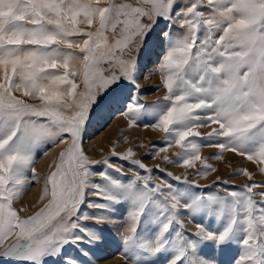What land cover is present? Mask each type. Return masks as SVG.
I'll list each match as a JSON object with an SVG mask.
<instances>
[{
    "label": "snow or ice",
    "instance_id": "6c2138e0",
    "mask_svg": "<svg viewBox=\"0 0 264 264\" xmlns=\"http://www.w3.org/2000/svg\"><path fill=\"white\" fill-rule=\"evenodd\" d=\"M94 15L99 27H76L85 22L91 28ZM161 20L181 30L176 36L159 33L166 47L158 71L168 106L153 126L165 134L166 144L180 149L178 160L166 155L163 159L189 169L199 161L197 175L215 171L200 155L201 144L192 139L201 137L200 128L215 125L202 137L208 146L245 157L264 175V0H186L182 5L177 0H110L104 8L98 0H0V262L44 264L49 257L61 256L66 245L106 242L102 233L81 225L88 219L108 222L104 215L80 213L90 195L105 203L89 201V208L128 202L127 227L120 235L122 253L131 264H142L165 250L172 253L167 264H264V191H254L264 188V181L253 180V173H233L248 178L239 189L219 188L215 181L201 186L190 183L187 175L182 179L166 174L199 189L188 191L164 180L153 184L154 169L137 159L130 164L143 174L133 171L136 174L122 183L93 168L102 164L123 175L110 158L128 160L134 155L131 148L119 154L113 150L101 160L90 159L83 150L84 129L94 106L114 96L121 80L134 82L136 58L128 53L134 46L136 52L146 47V37ZM73 39L83 40L78 53L71 51ZM56 40L69 47L59 49ZM77 76L82 77L79 85ZM14 92H21L22 98ZM33 99L40 103H28ZM144 111V105L133 100L120 115L131 127ZM46 142L65 145L46 178L45 195L50 185V199L34 215L21 219L13 199L25 183V169L34 164V150ZM93 176L105 183L93 182ZM213 187L217 190L205 191ZM257 195L260 200L254 199ZM150 209L158 211L159 229L144 239L138 228ZM199 216L223 220L224 226L210 230L194 222ZM191 224L194 231L187 230ZM207 242L215 245V256L200 254V245ZM232 244L239 247L235 256ZM80 255L85 264H95L89 252L81 249ZM63 264L82 262L66 255Z\"/></svg>",
    "mask_w": 264,
    "mask_h": 264
},
{
    "label": "rangeland",
    "instance_id": "374dc122",
    "mask_svg": "<svg viewBox=\"0 0 264 264\" xmlns=\"http://www.w3.org/2000/svg\"><path fill=\"white\" fill-rule=\"evenodd\" d=\"M100 8L109 6L110 0H98ZM179 4L186 3V0H177ZM91 28L87 23L81 22L76 27L81 31H93L99 27V17L94 15ZM68 27H71L69 24ZM168 31L176 36L180 33L179 25H171L169 27L167 21H158L154 26V31L146 37L148 41L147 46H142L136 52L135 46L131 52L128 53L133 58H136V64L133 74L134 82L121 80L118 92L105 100L99 106H94V111L91 113L90 120L84 129L85 135L83 136V150L85 154L92 160H101L109 157L111 152L124 153L129 148L132 149L134 155L128 160H120L118 157H111L110 163L114 167H120L123 175L115 171L114 168L106 167L99 164L93 168L94 172L105 171L113 179L119 180L122 183H127L136 173L143 174V170L137 169L134 165L130 164L131 160H142L146 168L154 169L150 173L151 181L153 184H160L164 180L166 183L178 189H185L188 191H199L189 185H184L182 182L172 179L167 176L171 173L172 176L187 175L192 184H199L206 186L212 184L214 181L218 183L216 187L219 188H242L248 184V178L243 174L234 175L238 170H247L253 173V180L256 182L264 181V175L259 174L257 165L248 162L245 157L236 155L230 151L220 152L216 147L208 146L207 141L202 139L208 132L211 131L215 125H209L199 129L201 137L192 138L195 142L201 144L200 155L207 157V164L211 165L215 171L206 172L203 175H197V170L201 169V163L195 162L194 168H186L182 163H168L163 159L166 155L169 160L176 161L178 157L176 153L180 149L174 144H166L164 142L165 134L153 125L158 122V113L162 112L168 105L163 101L162 97L165 90L160 86L161 75L158 71V63L164 53L166 44L159 37L161 31ZM110 36V32L106 33ZM56 47L59 49H67L69 45L63 40L54 41ZM82 39H73L71 51L73 53L79 52L77 45H82ZM77 67L82 68L79 61H75ZM58 71L63 72L64 68L58 66ZM2 75V71H0ZM76 83H81L82 77H74ZM139 85V89L136 88ZM115 87V85H113ZM17 97H21V92L13 93ZM135 100L136 103L144 105V114L138 120L137 124L129 127L127 120L120 113L124 112L129 102ZM30 104H38V100H28ZM156 146V147H154ZM166 148V151L159 149ZM65 149L64 144L59 146L53 145L51 142L41 143L33 153L34 164L25 169L22 179L25 181L21 185L19 194L13 199V208L17 211L21 219H27L29 216L34 215L37 211L44 207L50 199V185H47L48 193L45 195L46 178L55 170V164L58 161V156L61 151ZM150 153L149 155H145ZM219 157L214 158V157ZM32 169H35L33 175ZM93 182L104 184L99 176L92 177ZM227 182L226 185L219 184ZM216 187L206 189L205 191H216ZM89 191H93L89 189ZM115 191V190H114ZM255 192L264 191V188H256ZM117 194H119L117 192ZM225 193L222 191L221 195ZM254 199L260 200L259 195ZM105 203L95 196H86L85 203L81 205L80 213L87 212L91 216L104 215L108 218V222L97 223L91 219L81 221V225L88 229H95L98 233H102L106 242L102 244H88L79 242V246L75 247L71 244L66 245L61 256L55 259L49 257L44 261V264H63V256L71 255L85 264L86 258L80 255V250L89 252L95 264H131L130 260H126L122 253L121 232L127 227L124 223L126 214L129 211V204L126 200L119 203H109L108 209H95L89 208L88 203ZM186 216L187 213L182 212ZM158 211L150 209L141 218L140 226L138 228V235L144 239H151L159 229V224L156 222ZM181 219L187 223V218L181 216ZM195 223L205 225L208 229L219 231L224 226V221H216L215 218L205 219L204 216L194 217ZM188 231H194L195 225H189ZM175 231V225L172 228ZM12 237L9 238L11 240ZM8 241H5L7 243ZM232 255L235 256L239 253V247L236 244L230 245ZM199 252L201 255L215 256L216 248L212 242H207L200 245ZM172 256V253L165 250L156 255L154 258L142 261V264H167V261ZM5 264V262H0ZM6 264H14V262H6Z\"/></svg>",
    "mask_w": 264,
    "mask_h": 264
}]
</instances>
